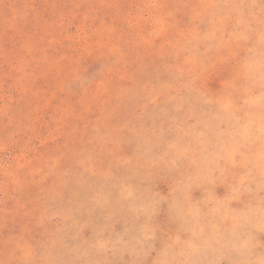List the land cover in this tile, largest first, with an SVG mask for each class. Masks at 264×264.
I'll use <instances>...</instances> for the list:
<instances>
[{"label": "rangeland", "instance_id": "374dc122", "mask_svg": "<svg viewBox=\"0 0 264 264\" xmlns=\"http://www.w3.org/2000/svg\"><path fill=\"white\" fill-rule=\"evenodd\" d=\"M0 264H264V0H0Z\"/></svg>", "mask_w": 264, "mask_h": 264}]
</instances>
